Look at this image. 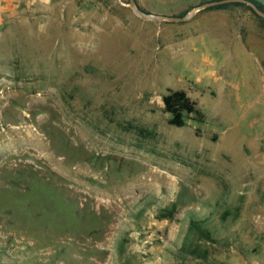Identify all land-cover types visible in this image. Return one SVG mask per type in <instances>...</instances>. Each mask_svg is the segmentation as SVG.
I'll return each mask as SVG.
<instances>
[{"label":"rangeland","instance_id":"rangeland-1","mask_svg":"<svg viewBox=\"0 0 264 264\" xmlns=\"http://www.w3.org/2000/svg\"><path fill=\"white\" fill-rule=\"evenodd\" d=\"M129 3L0 0V264H264V18Z\"/></svg>","mask_w":264,"mask_h":264},{"label":"trees","instance_id":"trees-1","mask_svg":"<svg viewBox=\"0 0 264 264\" xmlns=\"http://www.w3.org/2000/svg\"><path fill=\"white\" fill-rule=\"evenodd\" d=\"M221 1V0H211L210 2ZM248 2L254 3L259 9L264 12V4L257 0H246ZM230 6H241L247 7L251 10L257 17H259L247 4L245 3H228L221 4L215 7H210L208 10L213 9H226ZM144 11V10H143ZM188 12H185L182 16H185ZM261 18V17H259ZM262 19V18H261ZM163 103L165 106V111L170 115L169 123L172 126L183 127L186 124V118L189 115L196 114L201 115L200 110L197 107V103L193 101L185 91L182 90H169L166 95L163 96ZM194 228H196L203 237L207 240H213L210 232L202 227L201 223H193Z\"/></svg>","mask_w":264,"mask_h":264},{"label":"water","instance_id":"water-1","mask_svg":"<svg viewBox=\"0 0 264 264\" xmlns=\"http://www.w3.org/2000/svg\"><path fill=\"white\" fill-rule=\"evenodd\" d=\"M238 2L247 4V6H249L259 17L264 18V12L261 9H259L254 3L248 2L246 0H221L215 2H208L197 7L191 13L187 14L184 17H169V16L146 13L145 11H143L138 7L136 0H130L129 6L137 16L141 17L144 20H150V21L166 20L171 22H183L190 19L195 14L196 11L202 8H210L221 4L238 3Z\"/></svg>","mask_w":264,"mask_h":264},{"label":"bare ground","instance_id":"bare-ground-1","mask_svg":"<svg viewBox=\"0 0 264 264\" xmlns=\"http://www.w3.org/2000/svg\"><path fill=\"white\" fill-rule=\"evenodd\" d=\"M263 91H264V87H263Z\"/></svg>","mask_w":264,"mask_h":264}]
</instances>
